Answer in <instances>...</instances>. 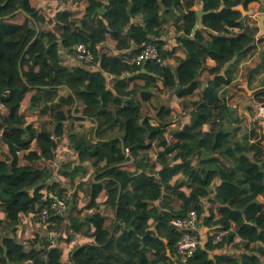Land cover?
<instances>
[{
    "label": "trees",
    "instance_id": "16d2710c",
    "mask_svg": "<svg viewBox=\"0 0 264 264\" xmlns=\"http://www.w3.org/2000/svg\"><path fill=\"white\" fill-rule=\"evenodd\" d=\"M106 1L99 5L97 0H71L72 4L84 3L85 15L77 24L71 11L58 13V36L52 30L39 28L44 18L37 12L18 21L17 11L24 9L23 0H0V264H65L62 248L45 236L25 242L17 233L21 216L41 211L56 198L65 200L68 211L75 214L69 215L66 223L62 215H52L50 221L55 224H49L50 228L57 233L65 227L95 236L94 241L70 252L71 264H174L172 256L181 232L170 222L193 209L203 212L200 197L209 193L204 183L196 182L191 184L190 197L181 208L172 204L174 197L184 195V191L181 182L171 184V179L184 166L194 168L188 158L192 149L199 157L197 166L202 174L221 176L223 192L218 206L205 219L209 226H217L216 232L185 264H258L264 258V204L257 200L264 193V170L247 152L254 150L258 157L261 146L235 142L233 134L219 124L209 130L204 128L226 107L221 91L232 81L231 67L224 71L226 63L246 52L254 41L248 31L229 33L230 27H242L237 21L242 11L235 7L243 3L247 9L252 0H205L204 26L228 33L219 50L200 43L202 30L195 32V39L191 38L199 19L193 8L196 0H140L136 5L144 21L129 30L134 14L122 0ZM164 2L184 7L185 21L178 26L184 35L178 42H182L187 57L180 60L176 71L149 60L144 66H132L134 74L124 77L130 67L123 56L101 57L98 45L112 33L117 49L128 50L133 41L138 52L153 43L167 58L171 52L163 49L160 38ZM58 38L71 49L80 42L87 44L95 53L89 64L99 65L100 69L91 73L85 65L60 66L54 55ZM208 58L215 61L208 68L214 78L209 80L202 99L192 102L195 108L190 122L173 131L177 140L168 142L165 132L172 108L159 109L153 102L152 88L158 79L166 91L179 87L182 105L188 107L185 98L199 89L197 76ZM106 74L114 76L112 84ZM64 87L69 91L67 95L60 93ZM93 97L99 101H92ZM71 98L84 103L82 116L74 115L72 109L63 110ZM24 100L37 109L40 117L49 116L46 125L36 127L28 122L21 113ZM154 111L160 120L157 125L150 122ZM84 117L92 118L98 126L75 142L70 137L80 163L73 169L62 166L58 170L60 176L71 177L73 182L75 177L85 175L84 163L92 162L98 174L96 182L90 177L79 183L86 206L78 208L73 205L77 191L68 198L61 182L54 180L53 170L38 168L36 163L54 160L58 147L66 143V121ZM115 127L124 129V134L115 136ZM126 148L131 151L129 159ZM153 154H157L156 160H152ZM132 157L134 170L124 168ZM103 189L107 198L96 203V194ZM157 201L160 205H156ZM89 206L92 212L82 215L83 208ZM107 219L113 220L111 226L106 224ZM151 221H157V228H151ZM232 227L241 228L242 234L233 246L248 252L241 256L210 254L216 248L213 242L218 235L222 244L234 241ZM65 239L71 240L69 235Z\"/></svg>",
    "mask_w": 264,
    "mask_h": 264
},
{
    "label": "crops",
    "instance_id": "0c3cea01",
    "mask_svg": "<svg viewBox=\"0 0 264 264\" xmlns=\"http://www.w3.org/2000/svg\"><path fill=\"white\" fill-rule=\"evenodd\" d=\"M157 3L160 0H155ZM101 2H107L106 0H97V3L100 5ZM122 2L127 6L132 15L129 27L142 23L143 15L139 13V8L137 9L136 3L139 4L140 0H122ZM24 9L20 11L18 15V21H24L25 16H30L31 12H37L38 17L44 18V20L40 23L39 28L52 30L58 36L60 32L59 20L57 18L58 13L63 10L71 11L74 16L73 20L80 24L81 18L85 15L86 7L84 3H71V0L68 2H64L62 0H23ZM162 7L160 10V17L163 21L162 31H161V40L162 47L165 50L171 52V54L164 59L162 65L170 66L174 71L177 70L179 66L180 60L187 57V51L185 47L182 45V42H178L180 36L184 35L183 29H178V26H181L185 18L184 7L179 4H171L162 3ZM205 0H196L193 8L198 13V23L191 34V38L195 39V32L202 30L203 32V40L200 43L204 46H210L214 49H221L223 46V37H225L228 33L225 32H217L208 27L204 26V23L200 25V20L203 21V16L205 14L204 11ZM224 8V4L220 7V9ZM242 11V15L237 18L242 24V27L231 28L229 33H241L243 31H248L254 36V41L252 42L250 48L243 53H239L235 62L230 65L231 67V79L232 81L227 85H224L221 91L222 97L226 99V107L222 110H219L215 118L208 121L204 128L209 130L214 128L217 124L229 132H231L234 136L235 142H241L246 146H252L254 144L260 145L262 152L257 157L256 152L248 151L247 155L257 162L259 165H262L264 170V120L259 119L258 115V107L264 104V33L262 31L260 16H264V0H252L248 4V8L245 9L243 3H240L235 7ZM202 12V13H200ZM59 22V23H58ZM71 30V28H68ZM213 31V32H211ZM211 33L210 36L208 33ZM117 40L114 38L112 33L107 34V38L104 42L98 45V51L101 57H107L109 55H122V60L125 62L126 58L133 57L137 51V45L132 41L131 46L128 50H120L116 47ZM157 46V45H156ZM54 55L58 59L60 66H68L70 68H76L81 66H87L90 69L91 73H94L96 70H99V65H90L89 62L82 61L78 59L76 56L75 48L71 49L63 45L58 38L57 49L54 52ZM128 55V56H126ZM214 60L212 58H208L202 69L200 70L197 80L200 81V87L197 89L194 94L185 98L187 102L186 108L182 105V95L178 94V88L166 91L164 83L161 80L156 81V86L152 88L154 92L153 102L159 109H165L167 107L172 108V113L168 117L167 120V130L165 132V136L167 137L168 142H174L177 140V137L174 135L173 131L181 128L185 123H189L191 119V111L194 110V106L192 102L201 100L204 94L206 87L209 85V80L214 78V75H211L208 71V68L214 64ZM130 67L129 73L124 74V77H128L125 75H133L131 73V68L134 65L128 64ZM229 67V68H230ZM228 68V69H229ZM141 71H145L144 69ZM224 71H226L224 69ZM224 73V72H223ZM106 76L110 79V84L113 83L112 75L106 74ZM163 89V90H162ZM61 95H67L69 91L66 87L60 90ZM99 101L96 97L92 98V101ZM28 100H24V105L21 108V113L26 117L29 123H33L34 126H43L46 125V122L49 120V116L45 115L40 117L38 115V111L36 108H33L32 105L26 103ZM127 101V99H126ZM64 111L69 109L73 110L74 115L82 116V110L84 108V103L79 99L71 98L69 103L62 107ZM78 109V110H77ZM78 111V113L76 112ZM154 114L150 118V122L153 125H157L160 123V120ZM223 112L224 114L220 113ZM85 118V117H84ZM92 118L86 117L82 120L68 119L66 121V132H65V140L66 143L61 147H58L56 151V158L54 160H46L42 159L37 161L36 167L38 168H50L53 170V177L55 181L61 182L63 188L67 191V197L71 198L75 191L74 195V206L81 208L85 205L83 201V191L78 189L79 183L84 179H89L90 177L96 182V177L98 174L95 172V168L90 160H87L84 163L86 168L85 175L75 177H64L59 175V169L62 166H70L69 169H73L78 165L79 158L77 150L75 149L74 143L75 140L90 135V130L94 126H98L96 122L91 120ZM219 128V127H218ZM95 132V131H94ZM115 136H121L124 134V129L120 127H115L114 129ZM95 134V133H94ZM72 137V141L70 139ZM70 140V141H69ZM72 142V143H71ZM43 144H45L43 142ZM126 153V149H125ZM195 150L192 149L188 158L192 160L193 169L184 166L181 171L171 179V184L179 181L183 184V193L182 196H175L172 204L181 208L182 205L188 200L190 194L192 192V185L196 182H202L209 190V193L206 196L200 197L203 212H201V221L199 224L198 234L202 240V245L204 246L209 237L213 236L216 232L217 226H209L205 219L212 214L213 208L218 206L221 194L223 192V179L220 175L211 173L213 176L205 173L202 174L198 169L197 163L199 161V157L194 154ZM127 159L131 157V151L129 149V155L126 156ZM256 157V158H255ZM157 154L152 155V160H156ZM130 168L134 170V158L126 163L124 168ZM161 170V169H160ZM98 182V181H97ZM46 189V188H44ZM96 192V191H95ZM55 196V195H54ZM173 197V196H172ZM107 198V191L105 189L101 190L98 194H96V203H101ZM257 200L264 204V193H260L257 196ZM96 204H93L94 206ZM156 205H160V201L156 202ZM92 206L84 207L82 211V215L90 214L92 212ZM161 210H167V208H161ZM37 212L27 216H21L20 224L18 225V238L19 240H23L28 242V240L32 238H37L38 236H45L47 240H50L54 243V245L60 246L63 250L62 260L65 264H71L69 259L70 252L76 248L77 246L84 244L86 242H92L95 240V236L84 233V232H73L67 230L65 227H61L59 232L54 230V227L50 228L49 225L41 224L37 220ZM3 215L2 212H0ZM75 214V211H68L64 214H60L65 218V223L69 219V215ZM152 222V221H151ZM157 221H153L151 223V228L155 229ZM55 224V223H54ZM106 224L111 226L113 224L112 219H107ZM58 228V227H57ZM241 228L237 230V228L232 227L230 231L235 232L234 241L230 244L225 243L222 244V241H216L218 235L214 239V244L216 248L210 252L213 256H241L248 252L244 249H237L233 245L237 243L236 241L241 240ZM62 235V236H61ZM70 236L71 240L66 241V237ZM59 238V239H58ZM176 248V246H175ZM152 256V255H151ZM172 261L174 264H180V261L177 258L176 250L174 255L172 256ZM22 264H31L29 262H24ZM258 264H264V258L262 257Z\"/></svg>",
    "mask_w": 264,
    "mask_h": 264
},
{
    "label": "built area",
    "instance_id": "2783aa9c",
    "mask_svg": "<svg viewBox=\"0 0 264 264\" xmlns=\"http://www.w3.org/2000/svg\"><path fill=\"white\" fill-rule=\"evenodd\" d=\"M76 56L78 59L91 62L95 58L94 51L84 42H80L74 46ZM164 62L158 46L150 43L138 51L133 57L126 58L125 62L130 65L144 66L147 61ZM3 104L0 102V109ZM258 115L264 116V104L258 107ZM126 156L129 155V148H126ZM68 210V204L63 199H55L49 206L44 207L41 211L37 212V220L41 224L53 225L54 222L50 221L52 215L64 214ZM201 221V214L198 210L193 209L187 213L185 217H177L171 220L174 228L181 232L180 237L176 242V255L180 263H187L192 258L198 248L202 245V240L198 234L199 224ZM221 237H217V242Z\"/></svg>",
    "mask_w": 264,
    "mask_h": 264
},
{
    "label": "water",
    "instance_id": "95a60500",
    "mask_svg": "<svg viewBox=\"0 0 264 264\" xmlns=\"http://www.w3.org/2000/svg\"><path fill=\"white\" fill-rule=\"evenodd\" d=\"M7 1H8V0H6V2H7ZM20 11H23L22 8L19 9L17 12H20ZM200 13H202V12H200ZM259 18H260V20H261L262 31H263V33H264V16L262 15V16H260ZM202 23H203V21L200 20V25H202ZM211 32H213V31H211ZM213 33H214V32H213ZM237 56H238V54H236V56H235V58H234L233 60H231V61H229V62L226 63V65H225V70H227V69L230 67V65H232V64L235 62V59L237 58ZM125 76H129V75H125ZM259 119L264 120V116H259Z\"/></svg>",
    "mask_w": 264,
    "mask_h": 264
}]
</instances>
